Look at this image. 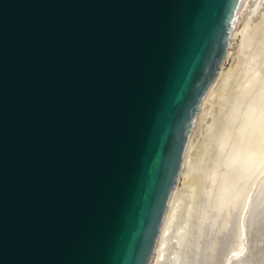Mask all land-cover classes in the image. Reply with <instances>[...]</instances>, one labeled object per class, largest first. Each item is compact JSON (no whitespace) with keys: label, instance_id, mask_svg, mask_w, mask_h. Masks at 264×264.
Here are the masks:
<instances>
[{"label":"water","instance_id":"1","mask_svg":"<svg viewBox=\"0 0 264 264\" xmlns=\"http://www.w3.org/2000/svg\"><path fill=\"white\" fill-rule=\"evenodd\" d=\"M244 2L0 0V264H153Z\"/></svg>","mask_w":264,"mask_h":264},{"label":"bare ground","instance_id":"2","mask_svg":"<svg viewBox=\"0 0 264 264\" xmlns=\"http://www.w3.org/2000/svg\"><path fill=\"white\" fill-rule=\"evenodd\" d=\"M258 9L261 10V14L259 18L257 16L256 23H253L251 15ZM239 25L234 33L229 61L234 57L235 44L241 37L237 53L242 54L243 67L241 72L239 71L233 97L230 98V102L228 101L229 105L225 110L224 125L221 124L222 128L215 133L208 146L212 149L213 157L212 160L209 159L211 161L200 178L204 198L196 212L197 215L195 214L199 233H202L204 227H208L214 233L233 230V238L223 264H231L233 257L240 258L245 253L249 246L247 229L256 221L259 213L264 211V0H245ZM257 28L259 36L254 35V29ZM226 66L204 100L196 130L187 148L179 184L170 199L153 264H191L182 250L189 241V235L186 225H182L180 221V216L183 208L192 203L193 199L188 202L186 200L188 196L186 197L184 192L194 185L191 178L194 176V170L200 168L194 159L195 148L200 142V135L204 133L203 123L206 115L210 113L212 99L216 96L219 85L235 74V61ZM208 116L207 120L210 117ZM199 244L200 241L197 240L196 246L199 247ZM209 247L214 250L215 241L210 243ZM263 247L264 244L261 253H264ZM196 255H199V252H196ZM250 264H264V254L260 260L253 259Z\"/></svg>","mask_w":264,"mask_h":264},{"label":"rangeland","instance_id":"3","mask_svg":"<svg viewBox=\"0 0 264 264\" xmlns=\"http://www.w3.org/2000/svg\"><path fill=\"white\" fill-rule=\"evenodd\" d=\"M260 14H261V10L260 9H258V11L255 12V14L252 13L251 18L253 17L252 18V22L253 23H256V21L258 20ZM257 16H258V18H257ZM239 26H238V28H239ZM258 33H259L258 28L254 29V35L257 34L256 36H259ZM237 40H238L237 44H235L236 45L235 46V52L236 53L234 54V57H233L236 60H234L233 58L230 61L228 60L227 66H226V67H228L231 62L235 61V64H236L235 74H233V76H230L228 78L229 80L223 82L222 85H219V88H218L219 92L217 91L216 96H214V98L212 99L213 103H212V107L210 108V113H208L206 115V117H205L206 121L204 120V123H203V129H204L203 132L204 133L200 135V140H199L200 142L198 143V146H196V148H195L196 155H194V159L196 160V162L198 164L197 166L200 167V168H199V170L198 169L194 170V176H192V178H191L192 179L191 183H193L194 185L191 186V189H190V187H188L187 190L184 192L185 193L184 195L186 197L188 196V198L186 200H188V202H189L190 200L193 199L192 201L194 202V203L193 202L192 203H188V205H186L183 208V210L181 211V216H180V221L182 222V225H184V224L186 225L187 232H188V235H189L188 236V240L189 241L186 243V245L184 246V248L182 250H183V253L185 255V258L189 262L191 261V264L193 262H195L196 264H199V263L200 264H223V260H224L225 254L227 253V249H228V247L230 245V242L232 241V238H233V230L232 231L231 230H227V231H223V232H219V233H214V232H211V230H209L208 227H204L202 233H199L200 232L199 228L197 229V227H198V219H197V216H196L197 215L196 212H197V210H198V208H199V206L201 204V200L203 201V198H204V193H203L204 191L201 189V180H200V178H201L202 173L204 172L205 167L208 165V162L210 163V161L212 160V157H213L212 149H211V147L208 148V146H210L209 144L211 143L215 133H218V131L224 125L223 121H224V116H225L224 115L225 114V110H227V107H228L229 102H230V98L233 97L236 81L238 79V76L240 75V72H241L240 70L243 67V62H242V58H241L242 54L241 53H237L238 52L237 50H238V47H239L237 45H239L241 37H239ZM233 43H234V39H233ZM239 54H241V56H239ZM239 58H241V59L238 61ZM226 83H227V85H226ZM224 88H225V90H224ZM219 93H222L223 95L219 94ZM213 106H215V107L213 108ZM207 116L209 117L208 120H207ZM205 122H206V124H205ZM222 123H223V125H221ZM210 124H212V125L209 128ZM203 138L205 140H203ZM197 154H199V155H197ZM209 159H211V160H209ZM201 161H203V162H201ZM199 165H201V166H199ZM195 178L197 179V181H196ZM201 190H202V192H201ZM192 192H194L193 193L194 195L192 194ZM197 195H200V196L197 197ZM197 200H198V202H197ZM195 204H196V206H195ZM190 209H192V211L194 210V212H192ZM189 210L191 211V213L193 215H191ZM190 225L193 228H191ZM209 235H211V236H209ZM247 236H248V240H249L248 248L245 250V253L240 258H237L236 256L233 257V262L231 264H250V262L253 261V259L254 260L255 259L256 260H260L261 259V256L264 254L263 252L262 253L260 252L261 248H262V245L264 244V211H261L259 213V215L256 217V221L254 223L250 224V226L247 229ZM196 238H199V239H196ZM197 240L200 241L199 247L196 246ZM214 241H215V248L213 250V249H210L209 245H210V243H212ZM259 241H260V243H259ZM216 246H218V247H216ZM263 249H264V247H263ZM193 251H194V253H193ZM188 252H189V254L192 252L193 255H191V254L189 255ZM196 252H199V255H196ZM234 262H236V263H234Z\"/></svg>","mask_w":264,"mask_h":264}]
</instances>
